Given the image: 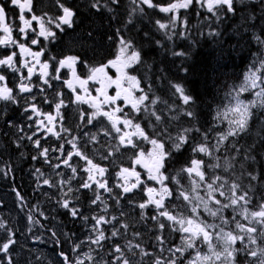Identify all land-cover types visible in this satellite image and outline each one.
I'll return each mask as SVG.
<instances>
[{
	"label": "trees",
	"instance_id": "1",
	"mask_svg": "<svg viewBox=\"0 0 264 264\" xmlns=\"http://www.w3.org/2000/svg\"><path fill=\"white\" fill-rule=\"evenodd\" d=\"M63 2L75 9L76 24L72 28L63 26L64 31H61L55 27V23L51 25L46 23V26L55 32V37L39 39L38 44L33 47L34 50H42V60L49 63V68L53 70L54 67H58L57 61L66 58L68 55H78L89 66L107 64L109 60L114 59L116 56L117 29H119L120 35L130 40L134 48L141 54V63L133 65L132 68L127 70V73L136 76L141 81V88L146 92L151 86V91L148 92L149 100L160 98V102L156 105H149V112L156 111L162 115L164 124L169 125L168 131L173 136L185 127L195 126L200 128V132L191 133L193 139L190 144L203 142L204 134H207L210 146L219 144V151L210 148L212 151L211 156L193 153L190 144L185 145L180 152L173 151L172 156L166 161L163 171L166 176L175 177L180 183L177 185L166 180L165 184L170 189L176 190L181 187L184 189L189 178L187 173L180 172V170L189 166L190 159L193 157L203 159L206 165L203 169L206 172V181H211L215 176L222 178L216 181L217 185L222 184L225 179L228 181V184H225L222 189H218L214 193L217 198H219L217 194L220 190L227 193L229 185L232 182H236L241 184L244 189L251 187L249 192L251 203L247 207L253 211L257 210L259 203L264 200V140L261 139V137H264V109H253L254 116L250 121L247 133L235 138L229 137L225 141H220L219 137L227 131V121L223 119V115H221L219 120L216 119V116L217 111L219 110L223 113L224 107L230 102L231 97L228 94L230 92L234 94V90L243 82L245 73L248 72L254 61H258L261 54H264V49H261L253 39V34L261 35L264 33V13L261 12L259 5L238 3L236 6L241 10L237 14H227L220 20H217L206 9H201L199 6H194L188 10L181 9L178 14L186 18V26L178 20L174 28L169 24L168 29L161 30L156 21L167 23L169 16L172 15L171 13L166 14L158 9L148 8L143 5L144 13L141 14L136 11L132 15L133 22L129 24L127 21L130 13H132L129 7L130 0L127 2L128 7H125L124 10L120 4L112 6V16L110 15L111 12L107 10L97 12L95 9L90 8V0H63ZM120 3H123V1H120ZM154 3L166 6L169 0H154ZM125 5L126 3H124ZM33 10L36 15L47 13L45 21H47L48 17L55 19L56 16L62 14L56 4V0H34ZM138 13H140V16H137ZM251 14H255L257 19L254 21L244 19ZM8 24L13 28V34L15 32L20 34L18 31L20 25L18 23L14 24L13 19H11ZM33 24L36 26V23ZM35 29L37 30V28ZM165 31L171 35V39H168ZM214 31H219L220 35H209L210 32ZM89 32L92 33L91 36L88 35ZM32 33L36 37V32ZM109 36H112L113 39L109 40ZM174 52H182L185 55H173ZM7 54H11L9 49L0 48V58ZM53 57L55 59H52ZM17 67L20 68L19 64ZM75 69L82 76H86L89 72V67H85L81 63H78ZM10 70L0 68V74L5 75L8 82L14 86V81L17 80V77H10ZM60 77L62 80L64 77L63 73H60ZM173 84L182 85L186 92L191 94L194 102L188 106L183 105L177 99L178 94H175V90L172 87ZM50 85L51 88L48 91L49 103L53 104L59 102L55 97V91L57 85H62V81H50ZM60 91L62 92L60 101L68 103V93L63 85ZM140 94L136 92L137 96ZM241 99L254 98L250 93L245 92L241 94ZM163 101L168 103L165 104ZM145 103L146 105L148 104L147 101ZM173 104L178 106L177 111L180 108L192 110L196 118L191 119L180 115L178 119H170L171 116L177 114L169 109V105ZM77 107L76 110L72 111V115L93 114L92 110H86L82 105H77ZM8 108L14 110L11 104H8ZM7 111V114L5 112L0 114V127L3 126L5 119H8L10 110ZM129 113L132 117H135L134 123L139 122L141 127L151 134L152 127L150 125L157 124L154 116L143 111L137 114L131 108ZM63 114L69 115V112H64ZM10 118L16 119L14 114ZM87 121L88 119H82V150H88L91 153L95 142L98 150L104 146L105 139L102 138H106V136H96L97 132H101L100 125L101 123L104 124L103 119H91V123ZM161 127L163 125H158L157 130ZM4 130V128H1V131ZM160 138L165 140L167 148L172 147L171 141H167L166 137L162 136ZM4 142L5 139H3ZM3 143H1V146ZM136 143L145 153L151 149V144L143 140H141V143L140 141ZM233 143L240 149L239 153L232 147ZM252 145L254 147L249 151ZM6 146H10V143L6 142ZM117 149L115 147L104 149L95 160H97V163L106 165V167L108 165L112 170H116L119 167L131 168L135 164L137 149L132 147H118ZM246 154L254 157V159H245ZM102 157L107 158L103 159ZM228 161H231L233 167L225 171L226 162ZM211 164H219L220 167H207V165ZM249 172L253 173L257 179L251 180L248 176ZM5 186L10 189L9 183L6 182ZM147 186L150 187L152 184L148 182ZM17 188L24 189L22 186ZM57 189V186L52 187L50 193L59 198ZM88 195L82 188L80 198L83 211H87L83 202L87 200ZM109 195L111 196V194ZM177 195L178 191H173L175 200L173 201L172 198L171 203L166 205V207L173 215L180 213L186 217L191 207L189 208L188 203L182 197L177 199ZM112 196L107 201L108 206L110 204L109 212L112 211V215H116L119 212L132 214L127 218L118 217V220H115V224H127L129 231L132 229L137 230L141 227V223L144 224L142 226L146 229L144 236L147 240L144 243H154L153 233H157L163 237L162 246L165 244L169 246L172 238L178 234L177 231L171 230L168 222L162 217L157 216V219H152L158 213L154 205H148L145 209L139 208L140 203L147 202V198L141 191L122 195L116 212L113 211L115 206ZM59 208L60 205L58 204L53 210L55 212L62 211ZM215 209L213 208V210ZM142 213L143 215H141ZM56 215L50 213L43 219L37 218L40 222L38 227L44 229L64 228L65 238L69 240L74 235V220L69 218L59 219V216ZM220 215L229 218V216L236 215V213L230 207L222 210ZM0 220L6 224L7 228L11 226L9 217L0 216ZM133 221H135V224L132 223ZM208 221L215 224L220 223L218 218H212ZM161 223L165 225L163 229L159 227ZM225 228L234 230L235 226L230 224ZM147 229H151L152 232ZM135 234L140 235L137 232ZM55 236L57 237L56 233ZM117 236L119 238H128L131 233L119 232ZM237 259L243 261L244 257L241 255ZM144 264L150 263L145 262ZM178 264L181 263L178 262Z\"/></svg>",
	"mask_w": 264,
	"mask_h": 264
},
{
	"label": "snow or ice",
	"instance_id": "2",
	"mask_svg": "<svg viewBox=\"0 0 264 264\" xmlns=\"http://www.w3.org/2000/svg\"><path fill=\"white\" fill-rule=\"evenodd\" d=\"M130 2L135 5V8L132 9V13H130L127 23L131 24L133 22L132 15L135 14L136 11H139L141 14L144 13V8L140 7V5H146L148 8L158 9L163 13H171L169 16V21L167 23L161 22L159 20L156 21L159 29L166 30L169 28V24L173 26L176 25V22L179 20L186 26V18L181 17L178 13L181 9L188 10L194 6H199L201 9H206L208 13H210L217 20H220L223 16L227 14H237L241 9L237 8V4H258L261 12L264 13V0H169V3L166 6L154 3V0H130ZM10 3L16 6L19 11V20L22 22V26L18 27L19 33L23 34L21 36L22 40L28 39V32L31 30L32 32H36V29L32 27L33 21L39 26V31L36 33L37 37H43L44 39H48L49 37H55V32L52 31L49 27L46 26L55 23V27L64 31L63 26H67L68 28H72L74 24H76V11L71 6L63 2V0H56V4L58 5L61 15L56 16L55 19L52 17H48L47 21H45V17L47 13L36 15L33 10V0H10ZM120 0H90L89 6L92 9H95L97 12H101L103 10H107L108 12L113 11V7L115 5H119ZM7 4H0V31H2L5 35L0 38V46L9 47L16 46L19 49V55L21 57H31L36 64H40L41 66V78H45L49 76V63L44 62L41 63L40 57L43 55L42 51L33 52L31 48L25 45L22 42H19L16 39H13L12 32L13 28L6 23V12ZM25 12L30 14V18L25 16ZM199 14V13H198ZM247 21H254L257 19L255 14H251L248 17L244 18ZM89 36L92 35L91 32L88 33ZM165 35L168 36V39H171V35L165 31ZM209 35L218 36L220 35L219 31L210 32ZM109 40H112L113 37L109 36ZM253 39L260 46L261 49H264V33L261 35L253 34ZM39 41L37 38H32L30 40V44L35 45ZM130 52V55H129ZM173 55L182 56L185 55L182 52H174ZM17 56L16 52H12L11 54H7L3 58H0V68L11 69L13 72L20 73L21 69L17 67L18 61L15 60ZM52 59H55L54 57ZM84 64L85 67H89V74L86 79H81L79 75L76 73L75 66L78 64ZM141 63V54L138 50H136L130 40L125 39L120 35L119 29H117V53L114 59L109 60L107 64H102L100 66H89L86 61H83L78 55H68L64 59H60L57 61L58 67L53 68L52 79H60L59 69L67 67L71 70L73 80H67L65 83L75 91L74 81L80 85L82 90L87 94L88 88L87 85L89 81H94L96 83L101 84V88L97 89L101 96L104 97L102 103L103 104H112L115 105L117 100L122 99L124 101L123 106H116L111 111H103L101 107V101L99 97L93 98V102L91 107L95 108L96 111L92 114L93 116H104L111 123L112 128L116 131V133H121V128L117 125L123 124L125 127L134 128V131L124 133L119 136L120 144L125 147H132L137 149V155L135 158V163L140 164L145 157V151L133 141L132 137L135 136L138 139H142L143 141L152 145L151 151L147 152V157L150 161V166H148V179L154 180L161 185V189L158 191L155 188L148 187L147 193L149 195V199L146 203H140L139 208L145 209L149 204H154L155 208L161 211H158L157 215L165 217L167 220L178 224L180 227L178 229H174L176 231L181 232L182 234H187L183 236V247H176L175 249H169V252L175 257L173 259H169L167 257H157L152 261V264H177V261L180 260L181 257L175 256L176 253H181L185 249H194L196 250L195 257L188 261V264H215V262L219 261L220 264H264V200L259 203L257 206V210H250L247 205L251 203V197L249 196V192L251 191V187L248 189H244L243 186L239 183L232 182L229 187L227 193L225 191L220 190L219 196L226 197L228 202H222L220 199H217L214 193L218 191V189H222L225 184H228V181L225 179L222 184L217 185L216 181L221 180L220 176H215L211 181H206V172L203 170L205 165V161L203 159L191 158L189 166H186L180 170V172L187 173L190 182L192 184L191 192L188 193L182 187L179 189H170L165 181L168 180L172 183L179 185V180L175 177L166 176L163 169H165L166 161L169 157L172 156L173 151L180 152L181 149L184 148L185 145H189L190 141L193 139L191 136L192 132H200L201 129L198 127H185L177 132L175 136H173L169 131V125L164 124L162 115L158 114L156 111L149 112V105L154 106L158 102H160V98L157 97L155 99L149 100L148 92L151 91V86H149L148 92H146L143 88H141V81L137 79L134 75H129L127 73V69L132 68L133 65ZM257 64L259 65L257 67ZM22 67L27 69V75L21 76V82L19 84V91L23 93L32 92V86L29 83H25L24 81H31L33 76V67H30L27 61L22 63ZM112 67L115 68L118 76L116 80H112V77L108 75L105 71L106 68ZM6 79L5 75L0 74V81H4ZM105 81H107V86L111 84H115L117 88V92L115 96H109L106 92ZM43 82L45 84H49L48 79H44ZM127 82L128 87H124V83ZM49 86H51L49 84ZM172 87L175 90V94H178L177 99H179L183 105L188 106L193 103V97L191 94L187 93L185 88L180 84H173ZM43 91V89H41ZM136 92L141 93L139 96L135 95ZM250 93L254 96V99H241L242 93ZM231 97L230 102L224 107L223 113L219 110L217 111L216 119H220L221 115H223V119L227 121L228 128L227 131L220 135L219 140L225 141L228 140L229 137H238L241 134L247 133L249 130L250 121L254 116L253 109H264V54H261L260 59L258 61H254L253 65L250 67L248 72L244 75L243 82L234 90V94L230 92L228 94ZM77 101H81L83 98L79 95L76 97ZM0 101L16 103L17 95L14 94L13 88L8 87L6 84L4 86H0ZM148 102L146 105L145 102ZM234 101V103H232ZM163 103L167 104V101H163ZM63 104V101L56 105L57 115L60 114L59 110ZM131 107V110L137 114H140L141 111L148 113L151 116L155 117L157 122L156 125H150L152 127L151 134L145 130V128L141 127L139 122H135V117H132L130 113L124 112L125 107ZM143 106V107H142ZM176 105H169V109L173 112H176V115L170 117V119L175 120L178 119L180 115L187 116L191 119H195V113L188 108H180L177 111ZM28 110L27 108L25 109ZM31 112L35 113L37 116L42 115V113L37 109L35 105L32 106ZM118 113H123V116L117 115ZM32 119L31 116L28 117ZM47 120L52 122L55 117L51 114L47 115ZM88 123H91V118L88 119ZM43 124V121H40ZM158 125H163L159 130H157ZM53 135H57L58 133L53 132L52 128L47 129ZM64 131H68L67 129H63ZM107 134V133H106ZM166 137L167 141H171L172 147L167 148L164 139L160 137ZM29 140L32 139L31 136L28 137ZM264 140V137H261ZM37 148H40V141H33ZM72 143V147L76 149L74 153L67 154V158L63 161L65 166L71 167L69 161L72 159V155L78 156L81 159L85 160L89 167L85 168L84 171L88 172V181L82 184V187L85 189H92L95 193L94 199L92 201L95 204L97 201L101 200V196L99 193H96V190L92 187L93 184H96L98 188L104 189L106 191L111 192V188L108 186L107 181L101 180L97 181L93 175L94 172H98L101 177L104 176L107 169L101 167L99 164L93 162L86 153H84L75 142L70 141ZM232 147L239 153L240 149L236 146L235 143L232 144ZM254 145L250 146L249 151ZM191 151L193 153H200L206 156H211L212 151L210 148H214L215 151H219V144L216 146H210L208 142L207 134L203 135V142L201 143H192L190 144ZM49 149L43 148L39 153L40 156L45 158V162L50 163L47 159V153ZM61 151L63 149L61 148ZM111 155V153H109ZM38 157H33V159H37ZM106 159L107 157H102ZM245 159H254V157H250L247 154L245 155ZM54 168H59L60 165H53ZM207 167L217 168L220 167L219 164H211L207 165ZM233 167L231 161L226 162L225 171L229 168ZM10 171V169H9ZM37 172H40V169H36ZM71 171L75 173L77 169L75 167H71ZM7 174V173H6ZM179 175V173H177ZM195 175L199 178L200 182L207 183V196L209 200L212 201L215 205H219L215 210L208 206V200H205L203 197L197 194V190L200 188V183L195 180H191V177ZM118 176L122 177L125 181L123 185V192L130 193L133 189H135L139 184L142 183L140 180L139 174L135 171V169L129 170L128 168L121 169ZM248 176L251 180L257 179V177L249 172ZM135 177L136 182L128 185V178ZM63 183V181H62ZM44 185H48L49 187H55V183L51 182L49 179L43 180ZM16 192L17 198L22 202V195L13 189ZM173 191H178L177 199L183 198L184 201L188 203H192L193 198L196 201H199L203 204L204 210L213 218H218L220 223H207L202 219L198 218L197 210L198 205L192 204L191 217H185L180 213L173 215L171 211L165 206V199L170 198L173 195ZM230 193V195H228ZM239 193V194H238ZM159 196V199H155V196ZM119 202V197H117V203ZM243 202V203H241ZM63 208L68 209L72 217L80 216L85 222H87L90 218L88 216H83L79 209L74 207H69V202L64 201L61 205ZM237 206L239 207V215L246 221L248 224L245 225L236 219V215H232L230 218H225L223 215H220L222 210L232 208L233 212L236 213ZM105 211L107 210L105 206ZM40 216H44L43 212L39 213ZM143 215V213L141 214ZM91 219L95 221V223L91 226V231L95 233V236H89L87 240H82L79 243H73L72 252L75 254V258L70 257L64 251H60L58 256L60 257V261L57 264H85V261L91 262V264H141L140 261H133L128 258L125 254L124 248H122L118 244H113L111 249L108 251L107 255L112 257L110 260H105L103 256L99 259L96 256L92 255L93 252H100L104 250V242L110 240L113 237L119 235V229L114 228L111 232V236L106 235L104 230L100 229V225L102 224H111L112 221L118 220V217L112 216L110 219H106L104 216H92ZM152 219H157V216H153ZM28 220L32 224H39V220L35 219L34 216L29 214ZM230 224H234V230L225 231V227ZM258 225L259 227L255 226ZM120 227L127 229V224H121ZM159 227L163 229L165 225L163 223L159 224ZM0 229L7 231L6 239L3 242H0V253L3 256H0V264H13L11 259L10 249L13 245L16 244V240L13 239L15 233L7 229L6 224L0 220ZM212 229L214 231H209ZM218 229V231H216ZM238 230V231H236ZM55 235V233H53ZM137 235V234H134ZM214 238L216 243H214ZM159 239V238H158ZM197 241L200 242L201 245L207 246L208 254H202L198 249ZM57 244H60V241H57ZM84 244L89 245H97V248H90L88 252H84L82 250V246ZM239 244V247L237 246ZM139 250V255L141 257L151 256L147 250L141 247L140 244H133L129 241L127 245V251L131 254V256L135 257L137 255V251ZM243 256L244 260L240 261L237 259L238 256ZM29 264H32L30 261ZM41 264L43 262L41 261Z\"/></svg>",
	"mask_w": 264,
	"mask_h": 264
},
{
	"label": "flooded vegetation",
	"instance_id": "3",
	"mask_svg": "<svg viewBox=\"0 0 264 264\" xmlns=\"http://www.w3.org/2000/svg\"><path fill=\"white\" fill-rule=\"evenodd\" d=\"M34 1V0H33ZM123 3H120L122 9L124 10L127 7L128 0H120ZM124 3L126 5L124 6ZM0 4H7L6 12V23L13 19L14 24H19L22 26V22L19 20L20 11L19 9L10 3V0H0ZM140 7H144L140 5ZM26 17L30 18V14L25 12ZM112 16V12L110 13ZM33 23H36L33 21ZM33 28H37L36 33L39 31V26L36 24H32ZM5 34L0 31V38H2ZM23 34H15L12 33L13 39H16L25 45H29L33 52L35 51H42L38 49H33L35 45L30 44V40L32 38L42 39L43 37H34L33 33L30 31L28 32V39L22 40L21 36ZM0 48L9 49L12 52H16L17 56L15 60L18 61L17 65L19 64L21 72L16 73L10 70L9 76L10 77H17V80L14 81L15 85L12 86L8 82L7 79L4 81H0V86H4L5 84L13 88L14 94L17 95V102L10 103L5 101H0V114L1 113H8L7 110H10V114L8 119H5L3 126L0 127V216L9 217L11 226L7 229L12 230L15 233L13 239L16 240V244L12 246L10 249L11 252V259L13 264H29L31 261L32 264H39L42 262H50L51 264H57L60 261V257L58 253L62 250L67 253L69 256L72 257V245L73 243H79L82 241L83 236V228H84V220L80 218V216L72 217L69 210L63 208L61 205L64 201L69 202V207H74L81 211V189L82 184L88 181V172H85L84 169L89 167L85 160L81 159L78 156L72 155V159L69 161L71 167H75L77 171L73 173L71 171V167L65 166L63 161L67 158V154L74 153L76 149L72 147V143L70 141L75 142L77 146L82 150V119H103L104 121L107 120L104 116H93V115H72V111L75 109L76 105H82L86 110H92L93 113L96 111L95 108L91 107L93 102V98L99 97L101 101V107L103 111H111L116 106H123L124 101L122 99L117 100L115 105L112 104H103L102 101L104 99L103 96L97 94V92L91 89H88V93L86 94L80 85L74 81L75 91L68 87L65 83L67 80H73L71 76V71L66 68L59 69V76L60 73H63V79H52L53 70L50 68L48 69L49 76L45 78H41V66L40 64H36L35 61L31 57H21L19 55V49L16 46H9L4 47L0 46ZM41 63L45 61L42 60V56L40 57ZM27 61L30 67H33V76L31 81H24L25 83H29L32 86V92L30 93H23L19 91V84L21 82V76L27 75V69L22 67V63ZM16 65V66H17ZM109 76L112 77V80H116L118 73L115 68L108 67L105 69ZM77 75L84 79V76L80 72H77ZM44 79H48L49 84L50 81H62V85L64 89H66L68 93V103H63L59 112L60 114L57 115L56 105L60 103L62 92L60 91L62 85L56 86L55 97L58 99L59 102L56 103H49V95L48 91L51 88L49 84H45L43 82ZM90 82V81H89ZM89 85V83H88ZM87 85V88H88ZM125 88L128 87L127 82L123 85ZM43 89V91H41ZM117 92L116 85L113 84L112 88L107 93L109 96H115ZM75 95L81 96L83 99L81 101H75ZM45 96V97H44ZM8 104L14 108L11 110L8 108ZM35 105L37 109L42 113V115L37 116L35 113L31 112L32 106ZM28 109L27 111L25 109ZM129 107L124 108V112H128L130 110ZM76 110V109H75ZM64 112H69V115H64ZM14 114L16 119L10 118L11 115ZM51 114L55 119L52 122L47 120V115ZM117 115L123 116V113H118ZM31 116L32 119L28 117ZM43 121V124L40 123ZM1 128H4V131H1ZM52 128L53 132L58 133L57 135H53L47 129ZM63 129H67L68 131H64ZM101 132H97V137L101 135V137L106 136L104 146L98 150L97 143L95 142L91 153L86 150L83 151L87 154V156L93 160L94 163L99 164L101 167L107 169L106 173L103 177L99 175L98 172H94L93 175L97 181H107L109 187L112 186L113 180L115 181L116 172L121 171L122 168L114 171L107 165H103L102 163H97V159L99 157V153L107 149L109 147H115L117 144L116 141V131L113 129V134L109 135V130L106 132L103 131V123L100 125ZM31 136L32 139L29 140L28 137ZM3 139L5 142L3 143ZM39 140L40 141V148H37L33 141ZM108 140V141H107ZM6 142L10 143V146H6ZM1 143L2 146H1ZM120 148H125L123 145L119 144ZM43 148L49 149L47 153V159L50 163L45 162V158L40 156L39 153ZM61 148L63 151H61ZM117 149V148H116ZM118 150V149H117ZM38 157L37 159H33V157ZM59 164V168H54L53 165ZM144 169L135 168V171L139 174L140 180L142 181L133 192L137 191H145V184H144V177L145 173L148 172V167L146 168L145 160L141 162ZM39 168L40 172H37L36 169ZM10 169V171H9ZM7 173V174H6ZM44 179H49L51 182L55 183L58 187L57 192L59 194V198L56 195L50 193L52 187L43 184ZM63 181V183H62ZM122 186L125 184L123 178H120ZM10 184V189L5 186V183ZM92 183L91 181H88ZM136 182L135 180H128V185ZM59 185L63 186L62 189L59 188ZM22 186L24 189H18L17 187ZM15 189L18 191L22 197L23 201L21 202L17 196L16 192L13 191ZM89 195L87 200L83 202L87 209V213L89 214H96L97 207L93 204L91 191L89 189L83 188ZM100 189V188H99ZM101 190V189H100ZM64 191V194H63ZM148 197L149 195L146 193L145 195ZM60 205V212H55L53 209ZM110 210V204L107 207ZM117 205L113 208V211L116 212ZM43 212L44 216H40L39 213ZM57 214L59 219L69 218L74 220L75 231L72 238H65V229L64 228H54V229H44L39 228V224H32L28 220L29 214L35 217V219H43L47 217L49 214ZM106 218L110 219L112 216L116 217H124L127 218L131 213L124 214L123 212H119L116 215H112L111 212L105 213ZM126 220V219H125ZM132 223L135 224V221ZM115 224V222H114ZM113 224V225H114ZM118 224V223H116ZM142 225V223L140 224ZM100 229L104 230L106 235L111 236L112 230L114 228L109 224H102L100 225ZM149 232H152L151 229H147ZM137 232L143 233L146 232L145 228L139 229H132L130 231H125L119 229V232ZM53 233L57 234V237L53 235ZM93 236L94 234L89 233V230L86 229L84 232V236ZM7 231L0 229V242H3L6 239ZM143 240V237H140ZM155 238H159V242L154 241V243H147L141 242L139 238L135 235L131 238L133 240V244H139L142 248L147 250L151 253V256H144L141 257L139 255V250L134 249L137 251V255L135 257L131 256L130 253L127 251V245L129 243L128 240L130 238H119L118 236L111 238L108 241L104 242V250L100 252H93L92 255L96 256L99 259L101 256L104 257L105 260H110L112 257L108 256L107 253L111 249L113 244H118L122 248H124L125 254L128 256L129 259L133 261H140L141 264L148 262L152 264V261L157 257H167L169 259L175 258L172 253L169 252V249H175L174 247L170 246L167 248L166 245L162 246L161 237L159 234L155 233ZM57 241H60V244H57ZM97 248V245H88L84 244L82 246L83 251H89V249ZM69 250V252H68ZM44 253L43 256L38 257L36 252ZM154 251V252H153ZM105 252V254H104ZM70 253V254H69ZM0 256H3L0 253ZM179 256L180 255H175ZM178 260L177 262H180ZM89 262V261H87ZM6 264V261H5ZM91 264V263H86Z\"/></svg>",
	"mask_w": 264,
	"mask_h": 264
},
{
	"label": "rangeland",
	"instance_id": "4",
	"mask_svg": "<svg viewBox=\"0 0 264 264\" xmlns=\"http://www.w3.org/2000/svg\"><path fill=\"white\" fill-rule=\"evenodd\" d=\"M127 7H128V6H127ZM129 7H130V9H131V11H132V9L135 8V5H133L132 3H130ZM137 16H140V13H138ZM38 29H39V28H38ZM129 55H130V52H129ZM127 70H128V69H127ZM127 70H126V71H127ZM88 74H89V72L86 74V76H84V79L87 78ZM105 85H106V92L108 93L109 90L112 88L113 84H111L110 86H107V81H105ZM92 86H93V87H92ZM100 88H101V84H100V83H96V82H94V81H90V82H89L88 89H91V90H94V89H95V91H96L97 94H99V95H100V93L97 91V89H100ZM135 95H136V93H135ZM253 98H255V97L253 96ZM76 108H78L77 105H76L75 109H76ZM118 127L121 128V133H117V134H116V132L114 133V134L117 135V136H116L117 144L115 145V148H118V147L120 146V145H119V144H120V141H119V136H120V135H122V134H124V133H128V132H132V131H134V128H128V127H125L123 124H122V125H118ZM104 130H105V131H104ZM108 130H109V135L111 136V135L113 134V132H114L113 129H112V125H111V123H110L108 120H105V121H104V124H103V131L107 133ZM132 139H133L134 142H135V141H138V140H142V139H138V138L135 137V136H133ZM151 149H152V145H151ZM151 149H150V151H151ZM144 160H145V164H146V168H147L148 166H150V161H149V159H148V157H147V154H145ZM134 162H135V160H134ZM134 166H136V165L134 164ZM138 167H139V166H138ZM139 168H140V169H143V168H141V165H140ZM118 173H119V171L116 172V175H115V177H114V178H116V180H115V182L113 183V185H112L110 188H111V192H112V193H116V192H117L115 195H113V197H114V196H115V197H119V196L121 195V196H120V198H121V197H122V194H123L124 192H123V186H122L121 181H120V176H118ZM148 175H149V172H146V173H145V177H144L145 179H144V181H143L144 184H145V181L148 180ZM191 180H195V181H197L198 183H200V188L197 190V194H198L199 196L203 197L205 200H208V206H209L210 208L213 209V208H217V207H219V205H215L214 203H212L211 200H209V198H208V196H207V183H206V182H200V181H199V178L196 179V178H193V177H191ZM150 181L154 183V186H153L152 188H155V189H157L158 191L161 189V185H160L159 183H157V182L154 181V180H150ZM92 186H93V185H92ZM59 188L62 189L63 186L59 185ZM191 188H192V184H191V182H190V179H188V182L186 183V185H185V187H184V190H186V192L190 193V192H191ZM105 191H106V190H105ZM142 192H143V193H147V188L145 189V191L143 190ZM130 193H132V191H131ZM63 194H64V191H63ZM124 194H129V193H124ZM147 194H148V193H147ZM99 195L101 196V200H99V201H97V202L95 203V204H97V205H95V206L97 207V209H98V210H97V213H96V214H90V215L88 216L90 219H89L87 222H84V228H83V233H82V234H83V236H82V240H87L88 237H89V236H84V232H85L86 229L89 230V233L95 235V233H93V232L91 231V226L95 223V221H93V220L91 219V217H92V216L99 215V216H104V217L106 218L105 213H106L107 211L109 212V209L107 208V207H108V202H107V201H108V197H107V195L102 194V193H100ZM214 195H215V194H214ZM217 195H218V197H219V198L216 197L217 199H220L221 201L228 202V201L226 200V197H221V196H219V193H218ZM228 195H230V193H228ZM215 196H216V195H215ZM120 198H119V199H120ZM146 198H147V201H148L149 196L146 197ZM172 198H173V201H174L175 199H174L173 195H172L170 198H166V199H165V201H164L165 206L171 203ZM155 199H159V196H158V195L155 196ZM187 203H188V202H187ZM241 203H243V202H241ZM115 204H117V199H115ZM192 204H197V205H198V210H197L198 218L204 220V221L207 222V223H210L208 220L212 219L213 217H211V216H210V215L204 210V208H203V204L200 203L199 201H196L194 198H193L191 204L188 203L189 208L192 207ZM149 205H154V204H149ZM105 206H106V208H107L106 211L104 210V209H105ZM154 207H155V205H154ZM155 209H156V208H155ZM190 209H191V208H190ZM156 210H157V211H161V210H158V209H156ZM189 211H190V212H189V214H188L186 217H191V216L193 215L192 212H191V210H189ZM238 213H239V207L237 206L236 219L239 220L241 223L247 225V224H248V221L244 220V219H243ZM157 216H158V215H157ZM161 217H162V216H161ZM229 218H230V216H229ZM106 219H108V218H106ZM113 224H114V221H112V223L109 224V225H111L113 228L121 229V228L114 227ZM210 224H211V223H210ZM168 225L170 226L171 230H172V229L174 230V228H175V229H178V228L180 227L178 224H175L174 222L169 221V220H168ZM255 226L259 227L258 225H255ZM174 231H176V230H174ZM209 231H214V230L209 229ZM216 231H218V229H217ZM225 231H228V230L225 229ZM236 231H238V230H236ZM177 232H178V234H177L175 237L172 238V241L170 242L169 247H170V246H172V247H174V248H176V247H183V236H186L187 234H182V233L179 232V231H177ZM128 241H133V240H128ZM144 241H147V240H144ZM213 242L216 243L215 238H214V241H213ZM139 244H140V243H139ZM199 244H200V242H199ZM88 245H89V244H88ZM197 246H198V243H197ZM198 249L201 251L202 254H208L207 246H205V245H200V246L198 247ZM68 252H69V250H68ZM84 252H87V251H84ZM183 253L186 254V256L183 257V262H185V264H188V261L191 260V259H193V258L195 257L196 250H194V249H185ZM36 254H38V257H41V256L44 255V253H42V252H38V251L36 252ZM69 254H70V253H69ZM92 254H93V253H92ZM175 255H181V253H176ZM70 257H71V256H70ZM72 258H75V254H74L73 252H72ZM86 263H91V262H87V260H86V261H85V264H86ZM39 264H41V263H39ZM43 264H51V261H50V262H45V261H44ZM215 264H220V262L217 261V262H215Z\"/></svg>",
	"mask_w": 264,
	"mask_h": 264
},
{
	"label": "water",
	"instance_id": "5",
	"mask_svg": "<svg viewBox=\"0 0 264 264\" xmlns=\"http://www.w3.org/2000/svg\"><path fill=\"white\" fill-rule=\"evenodd\" d=\"M65 68H67V67H65ZM67 69H69V68H67ZM69 70H70V69H69ZM71 76H72V73H71ZM76 97H77V95H75V101L78 102L77 99H76ZM117 126H118V125H117ZM134 178H135V177H129L128 179H134Z\"/></svg>",
	"mask_w": 264,
	"mask_h": 264
}]
</instances>
